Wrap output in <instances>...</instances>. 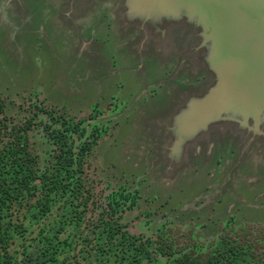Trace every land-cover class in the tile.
Returning a JSON list of instances; mask_svg holds the SVG:
<instances>
[{
	"label": "rangeland",
	"instance_id": "rangeland-1",
	"mask_svg": "<svg viewBox=\"0 0 264 264\" xmlns=\"http://www.w3.org/2000/svg\"><path fill=\"white\" fill-rule=\"evenodd\" d=\"M242 37L217 0H0L2 143L25 135L37 171L47 129L91 144L78 243L100 219L151 249L165 226L208 243L264 222V68L227 60Z\"/></svg>",
	"mask_w": 264,
	"mask_h": 264
},
{
	"label": "trees",
	"instance_id": "trees-1",
	"mask_svg": "<svg viewBox=\"0 0 264 264\" xmlns=\"http://www.w3.org/2000/svg\"><path fill=\"white\" fill-rule=\"evenodd\" d=\"M78 130L47 129L55 149L41 171L25 135L5 144L0 136V264H241L244 248L250 249L246 264L262 262L264 223H227L218 241L208 243L192 227L165 226L151 249L148 240L128 234L118 222L100 219L78 243L90 200L83 170L91 148L89 141L75 143Z\"/></svg>",
	"mask_w": 264,
	"mask_h": 264
},
{
	"label": "water",
	"instance_id": "water-1",
	"mask_svg": "<svg viewBox=\"0 0 264 264\" xmlns=\"http://www.w3.org/2000/svg\"><path fill=\"white\" fill-rule=\"evenodd\" d=\"M227 8L231 19L241 26L242 40L232 50L233 62L242 64L248 69L259 63L264 68V0H217ZM155 0H146L147 8L154 6ZM224 68V72H226ZM264 82V71L260 72ZM261 83V82H260ZM259 92L264 96V84L259 85Z\"/></svg>",
	"mask_w": 264,
	"mask_h": 264
},
{
	"label": "flooded vegetation",
	"instance_id": "flooded-vegetation-1",
	"mask_svg": "<svg viewBox=\"0 0 264 264\" xmlns=\"http://www.w3.org/2000/svg\"><path fill=\"white\" fill-rule=\"evenodd\" d=\"M228 223H234L235 224V222L233 220L228 221ZM244 223H247V222H243V223H240V224H244ZM262 223H264V222H262ZM226 224L227 223H224L223 226L226 225ZM240 224H235V225H240ZM249 224L254 225V226L260 225V223H257V224L256 223H249ZM194 232H197V230H194Z\"/></svg>",
	"mask_w": 264,
	"mask_h": 264
}]
</instances>
